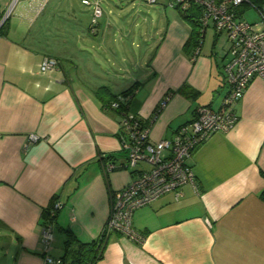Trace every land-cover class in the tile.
<instances>
[{
  "label": "crops",
  "instance_id": "0c3cea01",
  "mask_svg": "<svg viewBox=\"0 0 264 264\" xmlns=\"http://www.w3.org/2000/svg\"><path fill=\"white\" fill-rule=\"evenodd\" d=\"M170 1L145 3L155 15L143 14L145 28L138 23L134 36L123 24L136 14L104 18L102 9L92 30L82 28L70 0H17L11 7L0 30V264L59 260L63 228L82 242L99 236L111 192L132 176L106 169L126 159L120 114L110 106L116 97L124 95L126 112L150 123L153 141L173 137L199 106L222 108L228 48L221 53L216 39L206 41L205 28L198 48L186 52L192 25ZM11 3L0 0V21ZM249 7L257 10L244 3L240 17L261 30L260 14L245 18ZM45 56L57 67L40 71ZM234 111L230 130L192 152L197 189L185 184L180 197L170 191L136 209L132 225L142 241L109 233L97 264H264V79L250 82ZM108 154L113 161L101 166ZM53 196L60 207L47 221L43 211ZM46 221L53 239L45 250Z\"/></svg>",
  "mask_w": 264,
  "mask_h": 264
},
{
  "label": "built area",
  "instance_id": "2783aa9c",
  "mask_svg": "<svg viewBox=\"0 0 264 264\" xmlns=\"http://www.w3.org/2000/svg\"><path fill=\"white\" fill-rule=\"evenodd\" d=\"M17 0H12L2 18L7 17ZM156 3V0H146ZM85 5H92V30L102 16V7L98 0H81ZM252 5L260 14L264 25V6L258 7L252 0H171L170 5L182 9L189 4L200 6L199 22L203 29L212 24L216 33L225 32L229 43L227 60L223 65L224 82L228 91L223 99L222 108L213 110L208 106H199L195 118L189 124L181 125L173 137L153 141L150 138V123L131 113L121 116L122 132L119 134V148L125 154V162L116 165L107 162L106 169L123 168L131 171L128 183L119 191L110 195V208L107 220L99 238L117 232L131 240L141 242L143 236L132 225L134 211L149 205L162 194L173 191L176 198L182 195V187L190 184L197 189L194 173L188 163L196 146L215 132L230 130L237 120L235 104L243 97L250 82L255 77L264 79V28L253 29V25L240 17V6ZM55 58L45 56L39 68L45 72L57 67ZM124 96L117 97L110 106L118 108ZM168 96L158 105L165 106ZM30 135V140H35ZM60 207L53 204L52 215ZM53 239V228L50 222H44L40 231V240L45 248ZM58 259L49 255L44 264H59Z\"/></svg>",
  "mask_w": 264,
  "mask_h": 264
},
{
  "label": "trees",
  "instance_id": "16d2710c",
  "mask_svg": "<svg viewBox=\"0 0 264 264\" xmlns=\"http://www.w3.org/2000/svg\"><path fill=\"white\" fill-rule=\"evenodd\" d=\"M252 2L255 3L258 7L264 6V0H252ZM178 12L185 20L189 21L190 24L192 25L190 36L183 45V49L186 52H189L192 49L199 46L203 39V33H204L203 28L204 27H202L199 22L200 6L196 4H189V6L184 9L178 7ZM5 23H6V20L1 24L0 30L4 28ZM180 90L188 95L191 93L189 89L184 91L185 88L183 87ZM124 94H127V93H124ZM115 100H117V97L112 101H115ZM127 103H128V99L124 98L123 102H121V105L115 109L120 114V120H119L120 122H121L122 114L126 113ZM159 110L160 109L157 107V109L154 111V115H157ZM113 159L114 157L112 156V154H108L105 156V158H100L98 161L100 162L101 166H104L105 161H108V160L113 161ZM188 163H189V160H188ZM104 174L106 175V172H104ZM261 175L262 177H264V172H261ZM106 184H108L107 177H106ZM112 194L113 192H111V195ZM260 198L264 200V190L261 191ZM55 199L56 197L53 196L50 201V205L43 211L44 213L43 217L47 221H53L56 216V213H57L56 210L54 211V214L52 215V209H53L52 205ZM61 230L63 232L64 239H63V254L61 258L59 259L60 261L59 264H97L98 261L102 258L106 237L99 238L98 236L96 239L92 241L82 242L76 237V235L70 229L63 228Z\"/></svg>",
  "mask_w": 264,
  "mask_h": 264
},
{
  "label": "rangeland",
  "instance_id": "374dc122",
  "mask_svg": "<svg viewBox=\"0 0 264 264\" xmlns=\"http://www.w3.org/2000/svg\"><path fill=\"white\" fill-rule=\"evenodd\" d=\"M94 1V0H92ZM151 5L146 0H100V6L102 7L104 11V18L107 16L110 18L115 17L116 12H124L126 14H136L134 18L131 16L129 19V24L125 23L123 24V27L125 30H133L131 34L134 36L135 34H138L140 28H137L136 25L138 23L141 24V26L145 28V23L142 19V15L145 14L147 11L151 14L153 17L155 15L154 12H150L148 9L149 7L146 5ZM71 9L74 10L75 13L81 18L82 21V28L85 29L86 26L91 24V18H92V5H85L82 4L80 0H70ZM154 4V3H153ZM259 12L251 7H249L246 11L245 18L246 19H253L254 16L258 17ZM260 16V15H259ZM255 17V19H256ZM100 20V18L98 19ZM132 26V27H130ZM138 31V32H137ZM215 29L210 24L208 27H206L205 32V40L208 41L211 38L212 40H215V46L219 52H223V49L228 48L229 43L227 40V36L225 32L217 33V37L215 36ZM135 44V43H134Z\"/></svg>",
  "mask_w": 264,
  "mask_h": 264
},
{
  "label": "water",
  "instance_id": "95a60500",
  "mask_svg": "<svg viewBox=\"0 0 264 264\" xmlns=\"http://www.w3.org/2000/svg\"><path fill=\"white\" fill-rule=\"evenodd\" d=\"M5 18H7V17H4V18L1 19L0 25L3 23V21L5 20Z\"/></svg>",
  "mask_w": 264,
  "mask_h": 264
}]
</instances>
